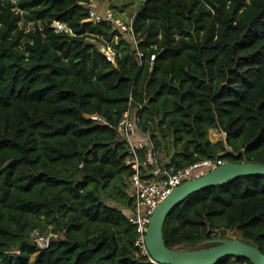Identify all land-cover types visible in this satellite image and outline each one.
<instances>
[{
	"label": "trees",
	"instance_id": "trees-1",
	"mask_svg": "<svg viewBox=\"0 0 264 264\" xmlns=\"http://www.w3.org/2000/svg\"><path fill=\"white\" fill-rule=\"evenodd\" d=\"M137 1L135 46L88 22L89 0H0V264H153L125 212L126 112L174 170L264 164V0ZM35 230L59 237L40 249ZM233 231L264 255V175L189 195L162 237L186 250Z\"/></svg>",
	"mask_w": 264,
	"mask_h": 264
},
{
	"label": "built area",
	"instance_id": "built-area-1",
	"mask_svg": "<svg viewBox=\"0 0 264 264\" xmlns=\"http://www.w3.org/2000/svg\"><path fill=\"white\" fill-rule=\"evenodd\" d=\"M88 14V22L93 24H111L114 29L121 32L123 38L129 37L133 44L137 45L136 35L132 26V17L124 21L110 8L102 10L93 6H91ZM53 28L56 32L69 31L64 24L58 22L53 24ZM106 53L104 54L107 58L113 62V56ZM142 57L143 53L137 51V58L141 61ZM153 60L154 55H150V64ZM92 118L100 120L96 116ZM135 120L134 115L126 112L117 125V131L127 146L125 164L133 171L128 178L127 187V194L133 203L132 209L130 211L127 210L128 219L136 227V245L142 254H147L144 236L149 219L160 202L174 187L185 181L200 177L226 162L207 159L174 170L171 165V159H163L160 153L154 151L150 136L140 130ZM31 237L32 242L38 248L45 249L59 235L53 232L42 233L35 230L32 232Z\"/></svg>",
	"mask_w": 264,
	"mask_h": 264
},
{
	"label": "water",
	"instance_id": "water-1",
	"mask_svg": "<svg viewBox=\"0 0 264 264\" xmlns=\"http://www.w3.org/2000/svg\"><path fill=\"white\" fill-rule=\"evenodd\" d=\"M264 175V164L254 162H227L208 173L181 183L160 202L149 219L144 241L153 264H216L227 257H241L251 264H264L259 249L237 237L206 240L194 249L176 250L165 245L162 226L170 211L189 195L210 186L223 185L239 176Z\"/></svg>",
	"mask_w": 264,
	"mask_h": 264
},
{
	"label": "rangeland",
	"instance_id": "rangeland-1",
	"mask_svg": "<svg viewBox=\"0 0 264 264\" xmlns=\"http://www.w3.org/2000/svg\"><path fill=\"white\" fill-rule=\"evenodd\" d=\"M90 6L96 7L98 9H107L111 8L114 5L115 7H112V10L116 13V15L121 18L122 20H128L131 17V14L134 12V10L138 7V1L137 0H89ZM33 26L31 24H28L26 26V29H32ZM130 41H132L129 37L127 38ZM133 42V41H132ZM107 52V53H106ZM107 55L112 56V52L110 48H108L107 51H105ZM224 134L220 131H209L208 138L211 143L218 142L219 140L224 139ZM128 211H126L127 213ZM227 237H236L237 233L235 231L226 233ZM199 246H205L204 243H202Z\"/></svg>",
	"mask_w": 264,
	"mask_h": 264
},
{
	"label": "crops",
	"instance_id": "crops-1",
	"mask_svg": "<svg viewBox=\"0 0 264 264\" xmlns=\"http://www.w3.org/2000/svg\"><path fill=\"white\" fill-rule=\"evenodd\" d=\"M210 131H215V130H210ZM126 212V211H125Z\"/></svg>",
	"mask_w": 264,
	"mask_h": 264
}]
</instances>
